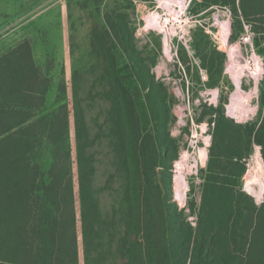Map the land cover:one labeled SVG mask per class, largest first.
<instances>
[{"label":"trees","instance_id":"16d2710c","mask_svg":"<svg viewBox=\"0 0 264 264\" xmlns=\"http://www.w3.org/2000/svg\"><path fill=\"white\" fill-rule=\"evenodd\" d=\"M213 6L229 8L233 30L246 25L255 46L264 40V0H191L189 12ZM110 24L112 33L94 32L101 50L133 48V34ZM106 65L99 111L75 102L73 157L68 105L41 113L52 79L30 44L0 53V264H79L78 221L84 264H264V198L255 204L236 181L252 142L264 160V112L257 124L232 123L211 145L202 208L217 232L204 224L181 238L156 178L159 167L171 168L161 153L166 137L142 121L126 78L112 72L115 60ZM213 121L216 131L226 127ZM221 139L228 149L218 151Z\"/></svg>","mask_w":264,"mask_h":264},{"label":"rangeland","instance_id":"374dc122","mask_svg":"<svg viewBox=\"0 0 264 264\" xmlns=\"http://www.w3.org/2000/svg\"><path fill=\"white\" fill-rule=\"evenodd\" d=\"M156 7L157 0H0V53L18 44H30L36 64L52 79L47 104L41 113L50 112L61 100L68 105L73 157L75 102L85 106L89 114L99 111L100 79L109 77L106 62L113 58L116 67L112 72L126 78L144 124L156 136L166 137V141L160 140L161 153L171 158V168L159 167L156 178L166 200L171 232L181 238L187 234L192 238L205 224L206 233L213 235L217 231L202 208L208 183L209 151L216 138L235 130L232 123L257 124L263 115L264 40L255 46L254 34L246 25L241 32L234 31L230 10L213 6L196 14L197 25L187 31L186 40L173 36L168 57L161 33L151 29L147 22L146 14ZM224 21L229 23L227 39ZM110 23L124 25L133 34V48L114 43L109 53L101 50L94 32L112 33ZM229 53L241 64L257 56L263 65L262 77L250 101L252 112L243 120H238L236 113L228 109L235 89L233 74L228 70ZM253 85L249 70H242V90L250 92ZM213 120H221L226 127L216 131ZM226 140L218 142L221 146L218 151L228 149ZM203 147L207 149V159L201 164L197 158ZM244 147L242 141L240 150ZM256 151L260 152V146L252 142L247 157L237 166L243 172L236 176V181L259 205L264 195L257 202L245 189L246 175L256 165ZM185 153L191 170L186 175V187L180 192L176 162ZM42 158L43 168L47 169V153ZM76 211L78 217L77 196ZM77 226L79 264H84L79 221Z\"/></svg>","mask_w":264,"mask_h":264},{"label":"bare ground","instance_id":"6f19581e","mask_svg":"<svg viewBox=\"0 0 264 264\" xmlns=\"http://www.w3.org/2000/svg\"><path fill=\"white\" fill-rule=\"evenodd\" d=\"M161 4L165 5L169 15L172 18H175L178 14V11L172 8L174 5L179 7L180 10L183 9V5L186 0H159ZM160 15L158 13L152 12L148 15L147 22L148 24L157 29L162 28V24L159 21ZM223 30L225 39H227L229 33V23L227 21L223 22ZM165 52L168 57H170L169 45L168 42L164 41ZM230 63L228 66V70L233 74V82L235 89L230 96V104L228 106L230 113H236L238 120H243L246 118L252 109L250 106V101L252 100L253 94L257 90L258 80L261 79L263 73V65L257 56L252 60H247L246 63H239L237 61L235 55L229 53ZM249 70V73L254 80V85L250 92H244L241 87V77L242 70ZM212 93L214 96L216 95V90H213ZM207 142V140H206ZM188 155L185 153L182 155L180 160L176 162L177 165V173H176V181L179 187V191L182 192L186 187V175L191 170V165L188 161ZM201 164H204L207 159V149L205 147L199 149L198 158ZM195 160L198 162V160ZM255 162L256 165L252 167L248 174L246 175V183L245 189L249 192L253 197L260 200L262 193L264 192V161L259 151L255 153Z\"/></svg>","mask_w":264,"mask_h":264},{"label":"built area","instance_id":"2783aa9c","mask_svg":"<svg viewBox=\"0 0 264 264\" xmlns=\"http://www.w3.org/2000/svg\"><path fill=\"white\" fill-rule=\"evenodd\" d=\"M190 4L191 0H186L182 10H180L179 7L174 5L172 8H174L176 12L178 11V14L175 18H172L169 15L166 6L161 4L159 0H157L156 9L153 11H149L146 14V16H148L150 15V13L155 12L160 15L159 21L162 24V28L157 29L151 27V29L159 31L162 35L163 40L168 42L169 46L171 43H173V36L178 37L182 41H184L186 40V36L188 35L187 31L197 25L196 15H193L189 12ZM162 9L164 11H162ZM225 10H227V12L229 11L228 8H225ZM247 38L249 39L250 36L248 35Z\"/></svg>","mask_w":264,"mask_h":264},{"label":"water","instance_id":"95a60500","mask_svg":"<svg viewBox=\"0 0 264 264\" xmlns=\"http://www.w3.org/2000/svg\"><path fill=\"white\" fill-rule=\"evenodd\" d=\"M263 195H264V194H263ZM262 198H263V196H262ZM261 201H262V199H261ZM261 201H260V202H261Z\"/></svg>","mask_w":264,"mask_h":264}]
</instances>
